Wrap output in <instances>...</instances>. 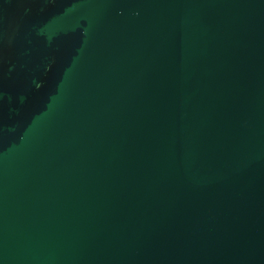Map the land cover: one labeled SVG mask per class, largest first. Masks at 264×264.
I'll use <instances>...</instances> for the list:
<instances>
[{
	"label": "water",
	"instance_id": "1",
	"mask_svg": "<svg viewBox=\"0 0 264 264\" xmlns=\"http://www.w3.org/2000/svg\"><path fill=\"white\" fill-rule=\"evenodd\" d=\"M0 264H264V0H0Z\"/></svg>",
	"mask_w": 264,
	"mask_h": 264
}]
</instances>
